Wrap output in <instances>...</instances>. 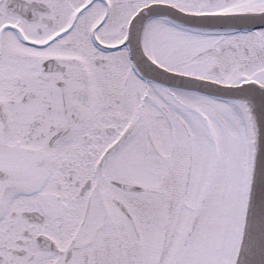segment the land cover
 <instances>
[{
  "label": "snow or ice",
  "instance_id": "snow-or-ice-1",
  "mask_svg": "<svg viewBox=\"0 0 264 264\" xmlns=\"http://www.w3.org/2000/svg\"><path fill=\"white\" fill-rule=\"evenodd\" d=\"M0 264H264V0H0Z\"/></svg>",
  "mask_w": 264,
  "mask_h": 264
}]
</instances>
